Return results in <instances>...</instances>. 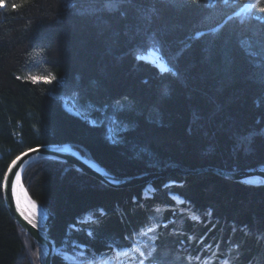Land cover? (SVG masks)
<instances>
[{"label": "trees", "instance_id": "trees-1", "mask_svg": "<svg viewBox=\"0 0 264 264\" xmlns=\"http://www.w3.org/2000/svg\"><path fill=\"white\" fill-rule=\"evenodd\" d=\"M246 1L4 0L0 185L17 155L51 143H69L118 177L264 165V0L242 9ZM150 51L175 72L153 67ZM49 73L61 81L24 79ZM64 98L91 107L97 123ZM117 117L128 128L113 140ZM21 179L52 215L51 264H73L65 254L139 264V253L117 255L134 242L156 249L145 264H264V185L170 171L112 188L51 158L29 163ZM148 227L155 231L141 237ZM36 251L0 187V264H38Z\"/></svg>", "mask_w": 264, "mask_h": 264}, {"label": "water", "instance_id": "water-1", "mask_svg": "<svg viewBox=\"0 0 264 264\" xmlns=\"http://www.w3.org/2000/svg\"><path fill=\"white\" fill-rule=\"evenodd\" d=\"M147 61L153 67L157 68L159 72H166L169 71L168 69H171L170 66L166 63L165 59L161 55H158L156 53L148 55ZM30 149L38 150L30 151ZM30 149L23 151L13 159L16 160L18 156L20 157V159L16 162L15 166L12 167V171L9 174V181H11V179H14V173L16 171H20L22 177V172L29 163L37 159L51 158L66 162L76 170L90 175L99 180L101 183L112 188H124L142 184L158 177L167 176L170 171H178L183 175L198 173L202 171H212L234 181H240L253 185H264V165H258L250 169H240L233 171L222 169L216 166H204L195 169H188L181 168L176 165H171L163 171H151L141 173L135 176L118 177L106 171V169L100 164H98L96 161L82 155L69 143L43 144ZM24 153H27V155H23ZM13 160L11 161L9 166L12 164ZM9 166L5 174L9 172ZM2 195L5 207L7 208L12 218L16 221V223L20 225V227L26 233H28L33 238V240L38 246V249H42L44 251V256L40 264H51L55 245L52 239L48 236L47 229L52 215H49L45 219L44 228H40L37 225L34 228L32 226L33 223H29L28 220L24 218L25 216H21L20 212L17 211L16 201L11 196L10 184L7 189H4L2 187Z\"/></svg>", "mask_w": 264, "mask_h": 264}, {"label": "snow or ice", "instance_id": "snow-or-ice-1", "mask_svg": "<svg viewBox=\"0 0 264 264\" xmlns=\"http://www.w3.org/2000/svg\"><path fill=\"white\" fill-rule=\"evenodd\" d=\"M118 3V0H109V6H112L114 4ZM256 3H259V0H256ZM4 5V0H0V7H3ZM250 7H254L255 5L251 3L250 0ZM13 7H17V5L13 4ZM261 12H264V7L260 8ZM169 71H172L173 73L175 72V70L173 69H168ZM18 79H20V77H17ZM24 79L31 81L33 84H37V83H45V84H50L53 80H55L56 78L54 76H52L51 73H49V75L47 77H42V76H35L33 74H28L24 77ZM116 123H120L119 121V117H117ZM95 126V125H93ZM38 149H30V151H37ZM23 155H27V153H24ZM20 159V157L18 156L16 158V160H13L12 164L9 166V172L5 174L4 177V182L2 185H0V187H3L4 189H7L9 187L10 184V189H11V196L12 198L16 201V207H17V211L20 212L21 216H24V212L21 208V204H20V196L18 194V187H19V182L21 180V172L20 171H16L14 173V179H11V181H9V174L12 171V167L15 166L16 162ZM28 203L31 205L33 210L37 209V206L34 202L32 201H28ZM180 203H183V201H180ZM101 214H103V211L101 210ZM26 220H28L29 223H31V220H29V218L27 216L24 217ZM193 220H198L199 217L193 215L192 216ZM34 228L36 227L35 224L32 225ZM155 228L153 227H148L146 231H142L140 233L141 237L147 236L148 233L154 232ZM89 235H91V233H89ZM151 239H154V237H152ZM156 251V249L154 247L151 246L150 243L145 242L143 244H140L139 242H134L133 243V247L126 252H121L118 253L117 255H124V256H128L131 253H139V257L141 258L139 260V264H145V260L153 257L154 252ZM67 259V257H66ZM73 260V264H81V262L76 261L75 258H71ZM197 259H199L197 257ZM90 264V262H89ZM105 264H107V262H105ZM203 264H211L210 260H206L203 262ZM221 264H229V260L228 259H224L221 261Z\"/></svg>", "mask_w": 264, "mask_h": 264}, {"label": "rangeland", "instance_id": "rangeland-1", "mask_svg": "<svg viewBox=\"0 0 264 264\" xmlns=\"http://www.w3.org/2000/svg\"><path fill=\"white\" fill-rule=\"evenodd\" d=\"M152 53H156V54H158L157 52H155V51H150V52H148L147 54H146V59H147V56L148 55H150V54H152ZM158 55H160V54H158ZM49 75V74H48ZM48 75H44V76H42V77H47ZM55 77V76H54ZM56 78V77H55ZM53 81H57V82H60L61 81V79H58V78H56L55 80H53ZM52 81V82H53ZM63 102H64V106H65V108L68 110V111H70L71 113H74V114H77V115H80V116H82V117H84V118H87L91 123H97L92 117H90L89 116V113L91 112V107H89L88 105H86V106H81V105H79V104H77V103H75L72 99H68V98H64L63 99ZM128 128V125L126 124V123H122V122H120V123H115L113 126H110L109 128H108V130H109V133H110V138L111 139H113V140H116V139H118L119 138V134H120V132H122V131H124V130H126ZM171 166V165H170ZM166 169V168H165ZM164 170V169H163ZM163 170H160V171H163ZM149 172H151V171H149ZM180 173V172H179ZM199 173V172H198ZM193 174H196V173H193ZM183 175V174H182ZM163 177H166V176H163ZM158 178H162V177H158ZM155 179H157V178H155ZM155 179H152V180H155ZM152 180H150V181H152ZM150 181H148V182H150ZM148 182H145V183H148ZM143 184V183H142ZM105 185V184H104ZM150 187H149V185L146 187V189H149ZM176 200H177V198H176ZM47 218V216H45L44 215V220ZM26 233V232H25ZM26 234H28V233H26ZM29 235V234H28ZM30 236V235H29ZM31 237V236H30ZM32 238V237H31ZM33 239V238H32ZM34 241V240H33ZM35 242V241H34ZM36 243V242H35ZM37 249H38V246H37ZM56 251V249L54 250V252ZM37 252V251H36ZM66 257H67V259H66ZM64 258H65V260H67L68 262H70V263H73V260L71 259V258H75L76 259V261H79V262H81V264H89V262L88 261H86V260H82L80 257H74L73 255H71V254H65L64 255Z\"/></svg>", "mask_w": 264, "mask_h": 264}, {"label": "bare ground", "instance_id": "bare-ground-1", "mask_svg": "<svg viewBox=\"0 0 264 264\" xmlns=\"http://www.w3.org/2000/svg\"><path fill=\"white\" fill-rule=\"evenodd\" d=\"M18 194L20 196V204L24 212V216H27L33 224L39 226L40 228H44L45 220H44L43 211L41 207L35 201H33V199L28 194L26 188L24 187L22 179L19 182ZM29 200L36 204L37 206L36 210L32 209L31 205L28 203ZM43 256H44V251L42 249L40 250L37 249L38 264L41 263Z\"/></svg>", "mask_w": 264, "mask_h": 264}]
</instances>
